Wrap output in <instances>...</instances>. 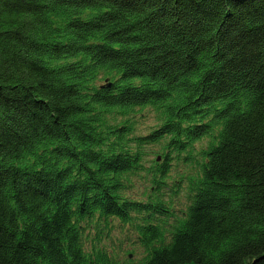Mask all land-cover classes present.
<instances>
[{
    "label": "trees",
    "instance_id": "16d2710c",
    "mask_svg": "<svg viewBox=\"0 0 264 264\" xmlns=\"http://www.w3.org/2000/svg\"><path fill=\"white\" fill-rule=\"evenodd\" d=\"M132 262L264 264V0H0V264Z\"/></svg>",
    "mask_w": 264,
    "mask_h": 264
},
{
    "label": "rangeland",
    "instance_id": "374dc122",
    "mask_svg": "<svg viewBox=\"0 0 264 264\" xmlns=\"http://www.w3.org/2000/svg\"><path fill=\"white\" fill-rule=\"evenodd\" d=\"M143 117L142 120H140L139 122V126L136 128V133L138 135H141L143 133H145L149 128H152L154 126H156V121L154 119L155 115L152 114L151 111L147 110L143 113L142 116ZM160 161V160H159ZM144 186L142 184L141 181L139 180H135L134 182H132L131 185L126 186L125 188V193L127 195V197L131 198V199H138L141 197L142 192H143ZM123 229L122 226H117L115 225V228H113L112 230V234L114 235L115 238V243H109L107 244L108 247L110 248L111 252L118 257V259L121 260H125L123 257H121L123 254H125L128 250H130V247H127L125 241V235L123 234V232H121ZM104 244L103 241H101L97 247H101ZM88 245H90V241H88ZM134 252V254L137 256V258L135 259L136 263L142 258V255L140 254V251L138 249H134L132 250ZM132 264H134V262H132Z\"/></svg>",
    "mask_w": 264,
    "mask_h": 264
},
{
    "label": "water",
    "instance_id": "95a60500",
    "mask_svg": "<svg viewBox=\"0 0 264 264\" xmlns=\"http://www.w3.org/2000/svg\"><path fill=\"white\" fill-rule=\"evenodd\" d=\"M159 161V160H158Z\"/></svg>",
    "mask_w": 264,
    "mask_h": 264
}]
</instances>
